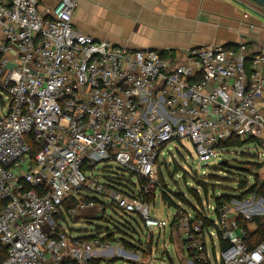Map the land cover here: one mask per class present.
Instances as JSON below:
<instances>
[{
  "label": "built area",
  "instance_id": "2783aa9c",
  "mask_svg": "<svg viewBox=\"0 0 264 264\" xmlns=\"http://www.w3.org/2000/svg\"><path fill=\"white\" fill-rule=\"evenodd\" d=\"M76 6L61 0L43 13L37 0H0V264H94L112 255L106 232L77 236L62 226L89 210L106 215L109 202L151 232L165 228L139 192L106 190L94 173L99 162L148 178L139 189L149 194L175 140H191L201 162L223 161L218 145L234 136L264 151V43L252 57L246 43L166 56L128 50L75 30ZM30 138L39 147L33 158ZM71 198L77 203L65 211ZM212 210H179L186 264H264V240L250 243L264 198L237 196ZM136 249L113 255L140 260Z\"/></svg>",
  "mask_w": 264,
  "mask_h": 264
},
{
  "label": "crops",
  "instance_id": "0c3cea01",
  "mask_svg": "<svg viewBox=\"0 0 264 264\" xmlns=\"http://www.w3.org/2000/svg\"><path fill=\"white\" fill-rule=\"evenodd\" d=\"M60 1L37 0V5L44 13ZM72 25L97 41L166 55L246 43L252 57L264 43V9L249 0H77ZM258 104L264 107V94ZM94 211L83 217L100 220Z\"/></svg>",
  "mask_w": 264,
  "mask_h": 264
},
{
  "label": "rangeland",
  "instance_id": "374dc122",
  "mask_svg": "<svg viewBox=\"0 0 264 264\" xmlns=\"http://www.w3.org/2000/svg\"><path fill=\"white\" fill-rule=\"evenodd\" d=\"M169 146L172 152L171 154L162 155L159 168L163 176L161 183L169 184L167 190L171 198L176 202L177 209L167 206L160 195H157L155 204H151L150 208L153 217L165 222L164 229H154L151 232L144 227L138 215L124 213L116 207L107 209V218L104 220L90 222L86 218L81 217L77 218V222L62 223L66 231L73 232L77 236H90L96 232V227H100L102 231L107 233L115 232L119 239V241L114 242L115 249L118 246L132 244L142 250L140 251L142 258L133 260L128 259L126 256L113 255L115 254L114 249L113 256L110 254L102 257L104 260L103 264H148L150 256V264H169V258L173 261V264H186L185 258H187V255L181 249L183 239L177 236V225L174 228L171 226L174 216L179 213V210L185 208L186 211L192 212L191 203L197 210L209 211L210 214L215 215L212 209L216 205V197L221 195L237 197L244 191L238 186L241 178H247L251 184L255 177L254 174L259 173L264 177V167L260 171L255 172L253 176H249L244 172L245 168L249 167L247 163L253 159L252 157H258V151L260 152V158L264 159V151L262 148H259V150L255 149V142H245L241 147L223 150L225 154L222 157L229 163L228 167L222 165V159L219 158L201 162L198 159L195 145L191 140H175ZM244 153L250 154L245 156ZM94 173L100 181L106 184L109 183L108 177L115 179L124 177L123 180L126 183L131 177L133 184L137 181L136 176L122 170L113 160L99 162ZM199 183L207 186H199ZM189 186H192L191 189L193 190H190ZM139 188L140 186H137L136 189ZM158 189L160 190V186ZM175 191L182 193L188 201L186 202L178 197L176 199L172 196V192ZM191 191L197 192L199 197H194ZM96 212L100 214L98 210H95L92 214ZM127 248L134 249V252L138 251L135 247L127 246ZM166 252L168 254L163 255Z\"/></svg>",
  "mask_w": 264,
  "mask_h": 264
},
{
  "label": "trees",
  "instance_id": "16d2710c",
  "mask_svg": "<svg viewBox=\"0 0 264 264\" xmlns=\"http://www.w3.org/2000/svg\"><path fill=\"white\" fill-rule=\"evenodd\" d=\"M225 47L226 48H234L236 46H225ZM162 55L166 56V54H162ZM250 64H251V59L248 58L246 61V67H247L248 73H251ZM29 141L31 144V156L33 158L36 155V153H38L39 147L34 142V140H32V138H30ZM255 141H257V140L254 138L241 139L239 137L234 136L231 139H229L228 141L219 144L218 148L223 151V150H226L228 148L241 147V146H243V144L245 142H255ZM258 145L262 146L261 143ZM248 154H250V153H244L245 156H248ZM249 157H251V156H249ZM252 158L253 159H251L247 163V165L249 167L245 168V171H244L249 176L250 175L253 176V174L255 172L260 171L264 167V162H260L256 156H253ZM225 162H227V160L223 159L221 164L228 167L229 163L227 162V164H225ZM254 176L255 177L252 180L251 184L249 183L248 179L245 177L241 178V182H238V186H240V188L244 190L242 193H240V195H238L239 198L246 196L248 194H252V193H256L258 195H261L264 198V177H262L259 173L254 174ZM123 179H124V177H122V179H115V178L108 177L109 183L108 184L105 183V184H106L107 188L118 189L126 195L137 194V192H139L138 193V194H140L139 197L142 198L145 202L150 203V204H155V201L157 199V195H160L161 199L163 200V202L167 206L174 207L177 209L176 202L173 200V198H171V196L167 190L168 189L167 186H169V184L164 183V182L161 183V181H163V176H162V173L160 172V168H159V184L157 185V186H160V190L158 188H155L149 194L144 193L141 189H136L137 186H141V187L145 186V185L148 186L150 184L148 178L138 177V182H135V184L132 183L131 177H130V180L127 181V183L124 182ZM199 186H207V185L200 184ZM190 190H193V189L190 188ZM191 193L194 197H196V198L199 197V194L197 192L191 191ZM172 196H174L176 199L178 197L181 200H184L186 202L188 201L182 193H179L177 191L172 192ZM232 198H233V196H228V195H221L219 197H216L215 202H216L217 208ZM87 199H91V200H94L96 202H98V201L104 202L100 197H97V196H89V197H87ZM76 203H77V201L75 198L68 199V201L63 206L64 210L66 211L69 208L75 206ZM190 205H191V209L196 214H198L199 216H202V213L199 212V210H197L195 207H193V205L191 203H190ZM107 207L113 208V207H115V205L113 202H109V203H107ZM62 213L63 212H61L60 216L62 215ZM179 217H180L179 213L174 216V220H173L172 225H171L172 228L175 227L176 225L178 226ZM106 218H107V216L103 215L100 218V220H104ZM256 221L258 224V230L256 231L255 234L250 236V243L252 246L257 244L258 242H261L264 240V221L261 218H257ZM244 224H246V223H244ZM95 233H96L95 237H99L102 235V233H105V231H102L100 227H96ZM177 236H178V238H180V236L178 235V231H177ZM117 237L118 236L116 235L115 232H110V233L106 232L105 239L114 243V242L119 241V239ZM126 246L136 247L135 245H132V244H127ZM136 248H139V247H136ZM4 258H5V249L0 245V261H2ZM103 262H104V260L102 258H98V259L94 260V264H103Z\"/></svg>",
  "mask_w": 264,
  "mask_h": 264
},
{
  "label": "water",
  "instance_id": "95a60500",
  "mask_svg": "<svg viewBox=\"0 0 264 264\" xmlns=\"http://www.w3.org/2000/svg\"><path fill=\"white\" fill-rule=\"evenodd\" d=\"M264 9V0H249ZM227 164V162H225Z\"/></svg>",
  "mask_w": 264,
  "mask_h": 264
}]
</instances>
